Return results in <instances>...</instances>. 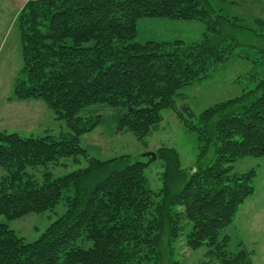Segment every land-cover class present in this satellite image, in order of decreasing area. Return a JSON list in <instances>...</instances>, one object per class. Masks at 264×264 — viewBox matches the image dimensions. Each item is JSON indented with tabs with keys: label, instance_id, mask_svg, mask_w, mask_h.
<instances>
[{
	"label": "trees",
	"instance_id": "obj_1",
	"mask_svg": "<svg viewBox=\"0 0 264 264\" xmlns=\"http://www.w3.org/2000/svg\"><path fill=\"white\" fill-rule=\"evenodd\" d=\"M226 1L28 0L20 8L21 68L12 99L43 102L68 132H0V217L41 215L60 203L65 211L29 243L0 223V264H183L174 246L183 236L189 251L206 248L218 264H253L242 243L228 250L222 231L254 194L256 172L236 174L233 165L264 157V70L259 79L249 74L251 90L198 115L176 107L184 88L232 58L264 66L263 49L257 60L238 49L242 20L218 6ZM143 18L201 21L205 32L195 42L138 43ZM94 106L114 109L117 133L143 145L162 111H173L196 134L195 166L184 170L173 148H158L161 186L154 191L145 175L149 161L90 157L80 138L100 116L80 113ZM65 159L86 166L58 177L43 172L40 180L27 173Z\"/></svg>",
	"mask_w": 264,
	"mask_h": 264
},
{
	"label": "rangeland",
	"instance_id": "obj_2",
	"mask_svg": "<svg viewBox=\"0 0 264 264\" xmlns=\"http://www.w3.org/2000/svg\"><path fill=\"white\" fill-rule=\"evenodd\" d=\"M215 3V4H214ZM215 6L217 2H214ZM225 14L237 16L242 22L236 33L238 49L253 60L259 57V50H264V0H227L218 5ZM16 0H0V132L16 133L21 137H42L45 134L59 136L67 133L62 121L55 120L54 114L41 101H16L12 95L13 83L21 68L20 37L16 17ZM20 10V9H19ZM135 41L145 43L170 42L181 40L195 42L202 39L205 25L201 21H175L162 18H143L136 24ZM238 50V53H239ZM264 70L259 66L238 58L230 59L217 69L212 76L201 83L184 88L181 97L176 100V107L189 108L198 115L214 104L239 96L254 87L249 74L259 77L257 72ZM11 99V100H10ZM162 120L146 138L145 145L138 142L131 133H117L118 114L112 108L94 106L83 110L82 117L100 116V124L80 138V146L87 150L90 157L107 160L121 155H129L137 160L149 161L142 157L147 152L155 153L160 147L173 148L179 156L181 168L191 170L195 166L197 138L194 132L187 131L171 110L162 111ZM211 157H207L209 160ZM145 175L152 190L161 186L160 161H149ZM86 166L84 159L79 164L72 159L61 160L58 165H47L27 173L40 180L43 172H50L54 177L63 176ZM233 173L242 174L253 169L256 172L253 181L254 194L240 207L235 222L222 231L230 238L228 250H237L242 243L252 251V263L264 264V157H246L237 161ZM0 168V179L5 175ZM65 207L58 204L44 214H30L21 219L7 221L0 217V223L8 225L26 242L35 241L45 229L63 215ZM176 257L183 264H218L216 258L207 254L208 249L189 251L185 246L184 236L175 243Z\"/></svg>",
	"mask_w": 264,
	"mask_h": 264
},
{
	"label": "water",
	"instance_id": "obj_3",
	"mask_svg": "<svg viewBox=\"0 0 264 264\" xmlns=\"http://www.w3.org/2000/svg\"><path fill=\"white\" fill-rule=\"evenodd\" d=\"M142 157H148L150 159L149 161H155L156 160V155H155V153H152V152H147V153L143 154Z\"/></svg>",
	"mask_w": 264,
	"mask_h": 264
},
{
	"label": "crops",
	"instance_id": "obj_4",
	"mask_svg": "<svg viewBox=\"0 0 264 264\" xmlns=\"http://www.w3.org/2000/svg\"><path fill=\"white\" fill-rule=\"evenodd\" d=\"M17 1V4H18V11H19V9L28 1V0H16ZM17 11V12H18ZM21 102V101H20ZM22 102H24V101H22ZM254 253V252H253ZM253 257V256H252Z\"/></svg>",
	"mask_w": 264,
	"mask_h": 264
}]
</instances>
